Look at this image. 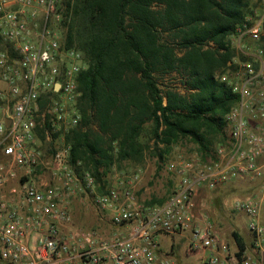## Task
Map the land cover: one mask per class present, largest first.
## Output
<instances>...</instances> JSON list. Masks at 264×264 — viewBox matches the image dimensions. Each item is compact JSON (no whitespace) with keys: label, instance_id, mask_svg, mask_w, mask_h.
<instances>
[{"label":"built area","instance_id":"1","mask_svg":"<svg viewBox=\"0 0 264 264\" xmlns=\"http://www.w3.org/2000/svg\"><path fill=\"white\" fill-rule=\"evenodd\" d=\"M62 0H0V264H173L158 237L189 232L207 251L196 264H255L250 254L230 260L227 241L209 213L198 209L202 189L255 175L264 156V0L237 29L242 58L228 62L219 78L238 96L224 114L228 139L205 158H173L175 177L160 203L139 198L141 168L114 174L100 193L89 171L70 162L66 135L80 119L77 75L85 67L80 51L66 48L60 29ZM46 98L41 106L39 99ZM8 119V122L6 121ZM47 122V126L46 123ZM56 141L52 182L32 176L43 165L35 147L38 127ZM30 169L21 180L13 166ZM113 171H120L116 168ZM121 172V171H120ZM109 173V177H110ZM17 179L16 182L10 180ZM89 192L99 211L109 214L110 230L74 225L71 200ZM232 208L247 216L254 246L264 251V190L239 198Z\"/></svg>","mask_w":264,"mask_h":264},{"label":"trees","instance_id":"2","mask_svg":"<svg viewBox=\"0 0 264 264\" xmlns=\"http://www.w3.org/2000/svg\"><path fill=\"white\" fill-rule=\"evenodd\" d=\"M259 6V0H62L64 47L80 51L85 63L77 75L80 119L66 135L76 172L89 171L103 193L112 169L140 163L148 148L164 161L189 140L201 157L212 155L226 140L224 114L238 98L219 75L236 55L237 29ZM175 71L187 94L161 91L157 77ZM148 122L152 146L141 140Z\"/></svg>","mask_w":264,"mask_h":264},{"label":"rangeland","instance_id":"3","mask_svg":"<svg viewBox=\"0 0 264 264\" xmlns=\"http://www.w3.org/2000/svg\"><path fill=\"white\" fill-rule=\"evenodd\" d=\"M160 6L155 5L154 8L158 9ZM166 35V34H165ZM264 39V37H263ZM233 44L236 47V55L235 57L240 58L241 51L237 47L235 38L233 39ZM228 66V65H227ZM226 66V67H227ZM226 67L223 69L225 70ZM183 74L180 72H172L169 74L160 75L157 77V81L159 83V87L161 91H165L169 87H173L181 93L187 94L188 91L184 87L183 84ZM151 123L148 122L145 124L144 133L142 134L141 140L148 141L150 146L153 145V141L149 139V128ZM44 125L43 127H38V135L41 136L40 133L44 134ZM43 132V133H42ZM228 139V132L226 133V140L224 143L226 144ZM56 142L52 140H48L43 137H40V141L35 143V147L39 149L42 153V160L44 162L43 165L36 167V170L33 171L32 176L35 180L52 182V175L49 169L45 168V166H49L51 162V157L55 150ZM219 145V144H218ZM179 153L183 156H191L195 154H199L197 151V146L189 140H185L179 145L174 146L170 153H168L165 157L164 161H159L157 157L153 154L151 148L146 149L143 160L140 163L134 164L133 162L124 161L121 163L120 171H111L109 181L110 183H115L114 174L116 172L124 173L130 172L136 168H141V179L137 185V194L140 199L149 203H158L163 200L172 190L175 177L172 171L169 169L171 162H173V158L175 155ZM13 168L17 172V176L20 177L21 180L26 179L29 174L27 172V168L20 167L19 165H14ZM16 182L17 179H14ZM224 184H220L213 189H202L200 194L196 197V203L198 209L205 210L209 213L210 219L213 223L216 231L228 242L229 236H231V227L227 221H223L220 216L225 215L228 212L229 205H233V202L236 199H239L240 196L237 194H233L231 196H221L222 186ZM70 211L73 216L74 225L86 227V228H98L104 232H108L110 230L109 223V214L104 211H99L95 208L93 203V195L89 192L82 193L76 195L70 203ZM233 209V208H232ZM84 211V213L80 212ZM76 212V217L75 213ZM78 214V216H77ZM216 219V222L213 219ZM78 217V218H77ZM170 236L162 235L158 237V241L160 246L163 249L169 248L170 246ZM187 246V245H186ZM188 251L190 254L196 253V251L200 252L202 249L195 246L193 243L188 245ZM185 256L182 255V258ZM193 260V259H192ZM196 261V260H195ZM194 262V261H193ZM192 264V263H190ZM195 264V263H193Z\"/></svg>","mask_w":264,"mask_h":264},{"label":"crops","instance_id":"4","mask_svg":"<svg viewBox=\"0 0 264 264\" xmlns=\"http://www.w3.org/2000/svg\"><path fill=\"white\" fill-rule=\"evenodd\" d=\"M38 141H40L39 135L37 136V142ZM259 164L260 171L257 174L252 176L249 175L244 178H237L223 183L224 185L222 186L221 196H224L226 198L227 196H231L233 194H237L238 196H240L239 198L258 196L264 190V156L259 159ZM47 167L48 166H45V168ZM29 170L30 169H28L27 171ZM34 170H36V168ZM10 182L12 183L15 181L10 180ZM81 213H84V211H81L80 215ZM74 214L76 217V212ZM220 218L223 221H227L229 225H232L230 231L231 236H229L228 239V250L230 254V260L240 257L243 254H250L255 264H264V251L254 246V235L247 226V216L242 212L232 209V207H230L229 205L228 212H226L224 216L221 215ZM258 218L259 222L264 225V208L260 211ZM213 219L216 222L214 216ZM234 233L237 234L239 239L236 240ZM166 236L171 237L169 248L163 249L160 246V243L159 246L160 250L163 253H166L173 259V264H196L200 258L205 257L207 255V251L203 249L200 252L196 251V253L190 254L187 248L188 245L192 244L191 235L189 234V232ZM239 243L241 247L239 246ZM182 255H184L185 257L182 258Z\"/></svg>","mask_w":264,"mask_h":264},{"label":"water","instance_id":"5","mask_svg":"<svg viewBox=\"0 0 264 264\" xmlns=\"http://www.w3.org/2000/svg\"><path fill=\"white\" fill-rule=\"evenodd\" d=\"M6 121L8 122V119Z\"/></svg>","mask_w":264,"mask_h":264}]
</instances>
